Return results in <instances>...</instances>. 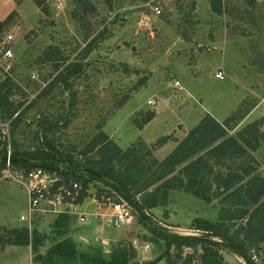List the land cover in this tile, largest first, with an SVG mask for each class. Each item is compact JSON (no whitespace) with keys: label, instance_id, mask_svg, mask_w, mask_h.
Here are the masks:
<instances>
[{"label":"rangeland","instance_id":"rangeland-1","mask_svg":"<svg viewBox=\"0 0 264 264\" xmlns=\"http://www.w3.org/2000/svg\"><path fill=\"white\" fill-rule=\"evenodd\" d=\"M222 6L218 15L209 0H111L110 5L105 0L0 1V23L10 16L0 35L13 36L14 50L11 58L1 60L0 81L7 76L14 82L10 98L21 112L15 127L0 119V140L9 149L14 141L19 150L28 151L44 143L55 154L51 163L75 169L79 152L103 131L124 151H150L143 163L154 169L151 160L160 162L208 111L227 135L235 136L254 122H259L261 134L258 148L248 156L225 157L221 163L211 159L213 170L224 171V164L236 162L256 167L253 174L264 178V0H222ZM101 33L86 54L87 43ZM69 62L84 64L83 72L68 84L55 82ZM219 70L221 79L215 77ZM256 76L263 80L257 89L247 84L257 82ZM147 112L154 113L152 120L137 128L135 122ZM163 136L173 139L154 148ZM85 158L98 160L100 152L96 148ZM6 169L0 171V264H93L87 256L106 262L125 258V264H169L165 240L158 233L201 236L204 222H217L221 207L219 198L206 202L192 192L156 189L157 182L131 197L145 201L140 213L113 179L78 171L90 180L86 209L95 210L94 194L112 190L131 204L132 225L101 229L94 217L81 224L72 215L55 212L20 221L28 213L27 188L15 178L18 168H10L15 177ZM24 228L28 244L6 242ZM63 239L74 245L75 258L51 250ZM146 243L149 250L142 252L140 246ZM259 246L261 254L252 260L264 264V242ZM192 251L169 250L181 256ZM220 252L224 264H247L229 249ZM193 264H199L197 255Z\"/></svg>","mask_w":264,"mask_h":264},{"label":"trees","instance_id":"trees-1","mask_svg":"<svg viewBox=\"0 0 264 264\" xmlns=\"http://www.w3.org/2000/svg\"><path fill=\"white\" fill-rule=\"evenodd\" d=\"M105 1L110 5L111 0ZM209 1L211 10L220 15L223 10L222 0ZM9 17L0 23V32ZM101 37L102 33L87 43L84 50L86 54L91 52ZM83 69L84 64L69 62L58 71L54 81L59 84H68L69 80L81 74ZM15 86L7 76L0 81V119L10 121L12 127L17 126L21 115L10 98L11 90ZM153 116V112H147L141 122H135V126L141 129L144 124L152 120ZM248 134L252 137L249 138ZM260 135L259 122L247 124L235 136L227 135L225 126L210 113L205 112L199 122L160 162L151 160V164L155 165L154 169L143 163V159L150 155V151L141 153L134 148L124 151L103 131L93 137L79 152L81 161L77 162L75 169L60 168L51 163L55 159V154L45 149L44 143L28 151L19 150L14 141H12V148L9 149L6 141L0 140V171L6 169L7 152H10V167L29 171L31 168L40 166L56 174L58 178L56 184L70 181L80 183L84 196H90L88 193L90 180L78 171L89 173L96 179L108 177L114 180L117 189L124 192L123 195L140 213H143L145 201L133 200L131 197L157 182L160 184L156 189L192 192L206 202L219 198L221 207L218 211V221L204 222V232L201 236H168L158 233L160 238L165 240L166 261L169 264H193L197 255L199 264H224L220 251L226 248L241 256L247 264H255L251 258V251L261 254L259 245L264 242V178L253 174L256 167L236 162L224 164L226 170L215 172L209 161L212 159L216 163H221L225 157L248 156L249 150L254 151L258 148ZM170 139L173 138L170 136L158 138L153 147L159 148ZM50 148L53 149V146ZM96 148L100 152V158L86 159L87 154ZM56 156L57 159L63 157L60 152ZM115 162L118 168L115 167ZM177 168L179 169L177 174L167 178ZM100 191L110 192L111 190L101 189ZM213 237L219 238L220 242L213 240ZM8 239L6 242L11 244H28V229L24 228ZM171 246L176 250L187 247L193 251L184 256H181V253L172 255L169 252ZM51 250L63 258L76 257L75 247L67 239L53 244ZM117 255L122 257L123 253ZM94 258L86 257L87 262L91 260L93 264H125L126 262L125 258L122 260L113 258L110 262L100 257L96 260Z\"/></svg>","mask_w":264,"mask_h":264},{"label":"built area","instance_id":"built-area-1","mask_svg":"<svg viewBox=\"0 0 264 264\" xmlns=\"http://www.w3.org/2000/svg\"><path fill=\"white\" fill-rule=\"evenodd\" d=\"M2 3H15L20 0H0ZM159 12V10L156 8ZM13 36L10 33L0 35V64L1 60H8L14 55L11 47ZM216 78L223 77L222 71L215 74ZM154 105L153 100L148 101ZM8 152L6 162L8 176L18 178L27 188L28 193V213L21 214L20 221H29L33 214L40 212L67 213L76 217L78 223L87 222L89 217H94L100 228L121 229L132 225L134 220L133 208L128 200L122 198L114 191H99L91 198L95 203V210L89 212L86 209V200L89 196L82 194V186L76 181L56 184L57 176L54 172L45 170L40 166L31 168L29 171H15V176L10 173V159ZM9 168V169H8ZM91 202V203H92ZM142 252H148L149 245L146 243L140 246ZM252 259L257 260L258 254L253 253ZM162 262V261H161ZM153 264V263H151ZM167 264V263H163Z\"/></svg>","mask_w":264,"mask_h":264},{"label":"crops","instance_id":"crops-1","mask_svg":"<svg viewBox=\"0 0 264 264\" xmlns=\"http://www.w3.org/2000/svg\"><path fill=\"white\" fill-rule=\"evenodd\" d=\"M222 74H223V72H222ZM242 77H243V76H242ZM256 77L258 78V76H256ZM244 78L246 79V77H244ZM262 81H263L262 79H259V78H258V81H257V82H255V83H253V84L247 82V84H248L249 87H253V86H254V87H255V86L257 87V84H256V83H258V85H260L259 83H261ZM256 87H255V88H256ZM256 89H257V88H256ZM263 101H264V100H263ZM258 105H259V103L254 107V110H252V112L250 113V115L253 114L254 112H256V110L258 109ZM206 112H208V111H206ZM208 113H209V112H208ZM187 133H188V132H186V134H187ZM186 134H184V137H185ZM167 135H169V134H167ZM184 137H182L181 139H183ZM167 142H169V141H167ZM167 142H166V143H167ZM166 143H164V144H166ZM164 144H163V145H164ZM163 145H162V146H163ZM162 146H161V147H162ZM161 147H159V148H161ZM174 147H175V145L173 146V148H174ZM159 148H158V149H159ZM171 150H172V149H171ZM171 150H170V151H171ZM170 151H169V152H170ZM164 157H165V156H164Z\"/></svg>","mask_w":264,"mask_h":264},{"label":"water","instance_id":"water-1","mask_svg":"<svg viewBox=\"0 0 264 264\" xmlns=\"http://www.w3.org/2000/svg\"><path fill=\"white\" fill-rule=\"evenodd\" d=\"M132 49L134 50V47H133V46H132ZM177 128H178V129H181V125L178 124V125H177Z\"/></svg>","mask_w":264,"mask_h":264}]
</instances>
